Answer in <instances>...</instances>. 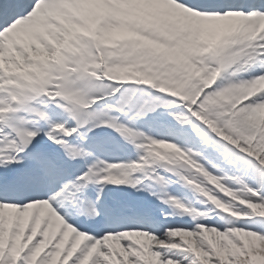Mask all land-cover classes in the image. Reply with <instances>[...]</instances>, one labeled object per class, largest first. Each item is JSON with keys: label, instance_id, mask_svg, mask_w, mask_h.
<instances>
[{"label": "snow or ice", "instance_id": "6c2138e0", "mask_svg": "<svg viewBox=\"0 0 264 264\" xmlns=\"http://www.w3.org/2000/svg\"><path fill=\"white\" fill-rule=\"evenodd\" d=\"M0 264H264V0H0Z\"/></svg>", "mask_w": 264, "mask_h": 264}]
</instances>
